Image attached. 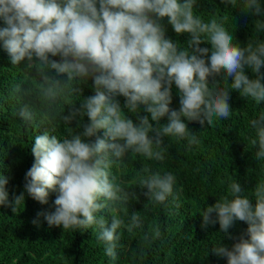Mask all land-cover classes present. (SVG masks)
Returning <instances> with one entry per match:
<instances>
[{
  "label": "clouds",
  "instance_id": "clouds-1",
  "mask_svg": "<svg viewBox=\"0 0 264 264\" xmlns=\"http://www.w3.org/2000/svg\"><path fill=\"white\" fill-rule=\"evenodd\" d=\"M222 3L235 8L237 0ZM195 4L196 0H0V20L5 25L0 27V46L12 65L25 62L35 70L33 94L43 109L77 126L63 138L48 130L34 138V163L25 174L24 191L41 204L48 203L50 192L58 193L54 211L43 214L48 225L93 229L113 261L118 255V230L125 220L113 214L109 226L98 213H112L117 206L127 209L131 200L138 199L117 182L113 162L129 152L162 162L168 154L163 137L187 140L189 146L199 143L185 120L212 126L216 119L230 118V90L258 104L264 101V40H248L241 46L222 18L213 14L205 21ZM241 11L260 17L255 30L264 32V0H242ZM165 18L176 34L189 35L186 47L166 35ZM203 43L211 48L200 47ZM246 68L256 78L250 79ZM217 76L231 78L230 88L221 87ZM89 79L95 94L84 97L79 85ZM173 85L178 110L170 107ZM13 91L25 94L20 84ZM73 96L81 99L68 104L65 115L60 106ZM119 96L125 98L123 108ZM141 110L149 115H141ZM128 112L135 114V121ZM16 115L31 124L37 109L25 102ZM163 117L166 124L160 123ZM249 124L255 133L251 145L256 159L264 161V112ZM101 131L102 138L97 135ZM139 171L143 175L138 186L147 189L148 202L163 205L173 196L172 173L148 166ZM8 183L9 177L0 174V206L15 213L24 205L25 195H14L10 201ZM245 192L238 180L230 181L227 194L199 213L202 227L218 223L228 239H235L229 229L237 221L245 222L247 238L240 236L230 247L220 241L211 252L226 258L227 264H264V181L255 185L252 197ZM125 214L127 231L134 233L142 226L141 214ZM159 236L158 226L145 232L141 252Z\"/></svg>",
  "mask_w": 264,
  "mask_h": 264
},
{
  "label": "trees",
  "instance_id": "trees-1",
  "mask_svg": "<svg viewBox=\"0 0 264 264\" xmlns=\"http://www.w3.org/2000/svg\"><path fill=\"white\" fill-rule=\"evenodd\" d=\"M194 7L205 21L213 14L222 18L225 27L233 32L241 46H245L248 40H264V32L255 30V20L260 17L242 12V0H237L235 8L222 3V0H196ZM162 23L167 29L166 35L186 47L189 35L176 34L167 18ZM4 26L0 20V27ZM200 47L210 49L211 45L203 43ZM53 59L58 60L59 57ZM24 64L12 65L7 52L0 46V174L9 177L6 187L10 201L14 195L22 192L25 195L24 205H20L15 213L9 206H0V264H227L226 258L214 255L211 248L220 241L230 247L240 236L247 238V224L237 221L229 229V234L235 239H228L220 231L218 223L202 227L199 213L206 205H212L216 199L226 195L228 183L232 180H238L249 197H252L255 185L264 181V161L256 159V148L251 145L255 133L249 124L251 119L264 112V101L258 104L250 97H242L238 91L230 90V118L216 119L212 126L185 120L199 143L189 146L187 140L163 137V146L168 149L164 161L148 160L129 152L122 160L113 162L111 171L117 182L138 197L129 202L127 209L117 206L118 210L112 213L107 210L98 213L108 220L109 226L113 214L125 220V225L118 230V255L113 261L105 255L103 242L96 238L93 229L63 230L62 227L48 225L43 214L54 211L58 193L50 192L48 203L41 204L24 191L25 174L34 163L31 152L34 138L45 130L63 138L68 135L70 127H77L76 122L67 125L58 115L43 109L33 94L35 70ZM245 72L250 79L256 78L250 69L246 68ZM261 73H264V67ZM215 79L220 80L221 87L230 88L231 78L229 81L220 76ZM17 84L25 94L18 95L13 91ZM79 87L84 97L95 94L91 79ZM172 95L170 107L178 110L179 96L174 85ZM79 99L73 96L60 106L61 110L65 109V115L70 110L68 104ZM117 99L123 108L125 98L119 96ZM25 102L33 103L37 109L31 124H25L16 115ZM123 110L128 111L126 108ZM140 114L149 115L143 110ZM126 115L136 120L134 113ZM83 122H88L86 116ZM152 123L155 126V122ZM160 123L166 124L167 117H163ZM97 135L102 138L103 132ZM91 139L94 141L96 137ZM144 166L153 171L170 172L176 177L173 196L165 204L148 202L144 195L147 189L138 186L143 175L139 170ZM126 212L141 214L142 226L134 233L127 231ZM34 220L37 223H33ZM155 226L159 227L160 236L144 245L141 252L143 234Z\"/></svg>",
  "mask_w": 264,
  "mask_h": 264
}]
</instances>
